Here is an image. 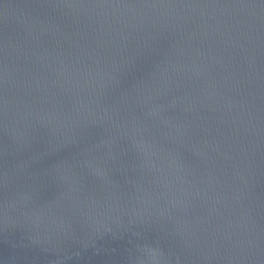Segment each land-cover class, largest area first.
I'll use <instances>...</instances> for the list:
<instances>
[{"label":"water","instance_id":"1","mask_svg":"<svg viewBox=\"0 0 264 264\" xmlns=\"http://www.w3.org/2000/svg\"><path fill=\"white\" fill-rule=\"evenodd\" d=\"M0 264H264V0H0Z\"/></svg>","mask_w":264,"mask_h":264}]
</instances>
